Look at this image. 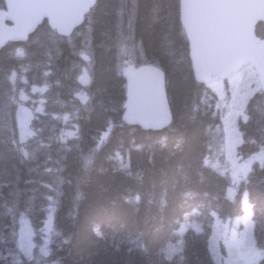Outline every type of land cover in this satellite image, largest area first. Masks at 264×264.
Here are the masks:
<instances>
[{
	"label": "trees",
	"instance_id": "1",
	"mask_svg": "<svg viewBox=\"0 0 264 264\" xmlns=\"http://www.w3.org/2000/svg\"><path fill=\"white\" fill-rule=\"evenodd\" d=\"M256 34H264L261 23ZM85 46L93 61L88 110L70 94L71 63L85 59L79 53ZM37 56L48 60L52 85L34 101L46 102L53 87L61 104L52 108L57 114L47 113L48 125L36 129L41 140L28 142L19 138L13 114L22 77L29 79L28 65ZM142 63L165 73L172 113L165 127L144 129L122 119L124 70ZM13 71L12 138L0 137V264H215L208 245L213 223L241 216L243 197L258 264H264V159H256L264 152V92L247 98L238 122L237 155L252 162L227 197L233 180L224 170L219 100L194 78L179 0H96L66 37L43 20L26 41L0 48V74ZM67 105L75 109L73 118ZM48 210L49 252L28 257L16 245L18 217L26 216L36 233ZM186 222L196 227L183 228Z\"/></svg>",
	"mask_w": 264,
	"mask_h": 264
},
{
	"label": "water",
	"instance_id": "2",
	"mask_svg": "<svg viewBox=\"0 0 264 264\" xmlns=\"http://www.w3.org/2000/svg\"><path fill=\"white\" fill-rule=\"evenodd\" d=\"M0 8V48L8 41L24 42L46 20L50 29L68 36L78 27L95 0H3ZM179 19L188 40L196 81L222 79L249 62L264 92V0H179ZM123 117L144 127L167 123L165 75L151 65L127 71Z\"/></svg>",
	"mask_w": 264,
	"mask_h": 264
},
{
	"label": "rangeland",
	"instance_id": "3",
	"mask_svg": "<svg viewBox=\"0 0 264 264\" xmlns=\"http://www.w3.org/2000/svg\"><path fill=\"white\" fill-rule=\"evenodd\" d=\"M85 49L88 50L85 46L84 50H81V53L79 52L85 59L80 60L79 63H71V70L73 71L71 76H73V79L75 78L74 76H76V80L74 79L75 85L73 84L74 88H71L70 94L76 95L88 110L89 102L91 101L89 86L92 63L90 61V55ZM37 60L36 65L38 67L35 64H29V67L27 66V73L30 76L29 79L26 80L25 77H22V83L18 87L17 93V97L20 101L16 107H14L15 111L13 114L19 138L21 140H27L28 142L31 141L30 138L38 142L41 140L40 138L43 135H41L40 130L36 131V129L40 126L41 129H43L45 125H48V112L57 114L52 108L55 107L58 101L57 99H59L56 97L57 91L52 87L48 97L45 99L46 102H43L44 99H40L38 102L34 101L40 93L44 92L48 84L50 86L52 85L51 78L50 82H48V75L50 72L48 60L41 57L40 59L37 58ZM130 68L124 70V75ZM34 69L37 71L35 72ZM4 77L5 76L0 74V137L6 135L8 139L12 138L13 131L9 121L12 120V114L8 111L10 103L12 104L13 87L10 84L13 85L15 83L17 73L13 71L8 73L6 78ZM77 82L80 85L79 87H77ZM206 85L210 87L217 96L222 113L221 118L225 133V145L223 149V157L225 158L224 170L228 172L233 180V183L226 189V195L232 198L236 192L235 185L246 176L252 162V159L244 161L236 154V146L242 141V134L237 125L239 120L245 118V103L247 98L260 88V84L255 70L249 64H244L226 79L212 77ZM52 97L54 98L52 99ZM70 102L71 101L68 100L66 104ZM31 104L33 105L32 107L30 106ZM65 108H69L67 112L71 113L70 117L73 118L72 113L75 112V110L73 108L71 109L70 106ZM64 114L65 112L63 111L62 115ZM32 118L34 119L35 129L31 132L30 121L33 120ZM37 132H39V135L36 134ZM32 134H34V136L31 137ZM72 136L73 130H67V138L71 139ZM42 151L43 148H41L38 153L40 154ZM256 159H264V152H259ZM47 192L50 193L49 191ZM44 204L49 209L52 208V202L47 201L46 203L44 202ZM51 213L52 210L45 212L44 217L47 218H45V222L39 225L36 233H34V227L26 216L18 217L17 227L13 233L15 235L16 245L19 251L24 255L28 257L33 255L45 256L49 252L48 244L52 239ZM184 225L196 227V225L191 222L183 223L182 227ZM182 227L179 230L180 232H182L183 228H186V226ZM208 245L215 264H257L260 252L254 245L251 231L250 208L245 202L244 197L243 213L241 216L224 221L215 219ZM173 249L174 247L172 244L169 246V251L172 252ZM12 264H15V262Z\"/></svg>",
	"mask_w": 264,
	"mask_h": 264
},
{
	"label": "bare ground",
	"instance_id": "4",
	"mask_svg": "<svg viewBox=\"0 0 264 264\" xmlns=\"http://www.w3.org/2000/svg\"><path fill=\"white\" fill-rule=\"evenodd\" d=\"M96 1V0H95ZM94 4H95V2H94ZM93 4V5H94ZM91 9V8H90ZM89 9V10H90ZM39 25V24H38ZM37 25V26H38ZM37 28V27H36ZM35 28V29H36ZM34 29V30H35ZM184 30V29H183ZM185 33V32H184ZM130 35V34H129ZM186 36V35H185ZM117 39V38H116ZM187 39V38H186ZM188 41V40H187ZM124 42V41H123ZM127 44V43H126ZM118 45V44H117ZM129 45V44H128ZM136 45V44H135ZM137 46V45H136ZM130 48V47H129ZM128 48V49H129ZM127 49V48H126ZM84 50V49H83ZM121 51V50H120ZM80 52V51H79ZM126 52V51H125ZM121 53V52H120ZM138 53V52H137ZM117 54V53H116ZM128 53H126V55H127ZM90 55V54H89ZM128 57V56H127ZM126 57V58H127ZM121 58V57H120ZM123 58H124V56H123ZM39 59H40V57H39ZM129 59V58H128ZM191 59V58H190ZM46 60V59H45ZM37 61H39V60H37ZM43 61V60H42ZM90 61H91V63L93 62L91 59H90ZM122 61V60H121ZM43 64V63H42ZM117 64V63H116ZM119 64H121V62L119 63ZM142 64H145V65H151V66H154V67H157V66H155V65H152V64H148V63H142ZM36 65V64H35ZM39 65V64H38ZM45 65V64H44ZM75 65V64H74ZM37 66V65H36ZM48 66V65H47ZM46 66V67H47ZM120 66V65H119ZM38 67V66H37ZM44 67V66H43ZM78 67V66H77ZM39 68H42V67H39ZM45 68V67H44ZM118 68V67H117ZM157 68H159V67H157ZM122 69V68H121ZM160 69V68H159ZM35 70V69H34ZM74 70H75V68H74ZM90 70V69H89ZM160 70H162V69H160ZM193 70V69H192ZM37 70H35V72H36ZM163 71V70H162ZM34 73V72H33ZM75 73V72H74ZM91 73V72H90ZM164 73V72H163ZM35 74V73H34ZM164 75H165V73H164ZM52 79V78H51ZM75 79V78H74ZM76 80V79H75ZM201 83V82H200ZM259 84H260V82H259ZM75 85V84H74ZM73 85V86H74ZM72 86V87H73ZM165 87H166V76H165ZM74 88V87H73ZM75 88H76V86H75ZM260 89H261V84H260ZM53 90V89H52ZM166 90V89H165ZM69 92V91H68ZM77 92V91H76ZM55 93V92H54ZM68 94V93H67ZM52 95H53V93H52ZM57 95V94H56ZM69 95V94H68ZM66 96V95H65ZM70 96V95H69ZM51 97V96H50ZM55 97V96H54ZM54 97H52V99L54 98ZM57 97V96H56ZM166 97H167V93H166ZM58 101H57V103L59 102V99H57ZM61 100V99H60ZM61 102V101H60ZM59 102V103H60ZM167 103H168V112H167V114H166V118L168 119V121H167V123H165V124H163V125H160V126H158V127H144L143 125H141V124H139L142 128H150V129H156V128H161V127H165V126H167L169 123H170V121H171V118H172V113H171V109H170V106H169V102H168V97H167ZM61 104V103H60ZM73 105V104H72ZM74 106V105H73ZM72 106V107H73ZM75 110V109H74ZM122 119L125 121V119H124V117H123V114H122ZM125 122H127V121H125ZM129 123V122H128ZM59 188V187H58ZM58 191V190H57ZM61 192V191H60ZM37 194H39V193H37ZM59 195V194H58ZM56 197V196H55ZM60 198V197H59ZM40 200V199H39ZM59 200V199H58ZM60 201V200H59ZM58 201V202H59ZM56 204V203H55ZM43 205V204H42ZM57 205H58V203H57ZM56 205V206H57ZM53 206V205H52ZM55 207V206H54ZM41 211V210H40ZM41 215H42V213H40ZM40 214H39V216H40ZM10 216H11V214H9ZM37 216H38V214H37ZM43 216V215H42ZM12 218V217H11ZM39 218V217H38ZM168 241V240H167ZM165 243V242H164ZM168 243V242H167ZM57 245V244H56ZM168 247V246H167ZM164 248H162V250H163ZM163 254V253H162ZM164 254H166V253H164Z\"/></svg>",
	"mask_w": 264,
	"mask_h": 264
}]
</instances>
